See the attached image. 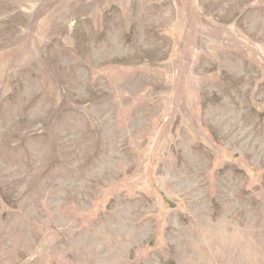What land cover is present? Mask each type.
<instances>
[{
  "label": "rangeland",
  "instance_id": "obj_1",
  "mask_svg": "<svg viewBox=\"0 0 264 264\" xmlns=\"http://www.w3.org/2000/svg\"><path fill=\"white\" fill-rule=\"evenodd\" d=\"M0 264H264V0H0Z\"/></svg>",
  "mask_w": 264,
  "mask_h": 264
}]
</instances>
